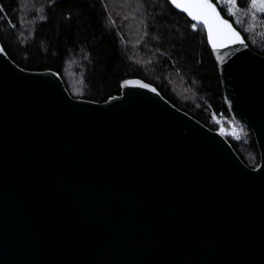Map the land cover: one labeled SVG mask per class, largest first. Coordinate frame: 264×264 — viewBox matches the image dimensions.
I'll return each instance as SVG.
<instances>
[{"label": "water", "instance_id": "95a60500", "mask_svg": "<svg viewBox=\"0 0 264 264\" xmlns=\"http://www.w3.org/2000/svg\"><path fill=\"white\" fill-rule=\"evenodd\" d=\"M232 27L218 49L203 28L254 168L141 78L74 98L0 52V264H264V54Z\"/></svg>", "mask_w": 264, "mask_h": 264}, {"label": "trees", "instance_id": "16d2710c", "mask_svg": "<svg viewBox=\"0 0 264 264\" xmlns=\"http://www.w3.org/2000/svg\"><path fill=\"white\" fill-rule=\"evenodd\" d=\"M213 1L248 46L264 54V12L250 27L242 12L247 0H238L235 15ZM192 24L167 0H0V42L21 68L54 70L72 97L97 102L119 94L123 80L141 78L175 107L219 130L247 166L257 167L253 133L231 123L204 28ZM173 76L192 87V101L173 92Z\"/></svg>", "mask_w": 264, "mask_h": 264}, {"label": "snow or ice", "instance_id": "6c2138e0", "mask_svg": "<svg viewBox=\"0 0 264 264\" xmlns=\"http://www.w3.org/2000/svg\"><path fill=\"white\" fill-rule=\"evenodd\" d=\"M56 2L57 0H49V4L51 5H54ZM169 2L175 8L186 13L192 21H196L206 28L207 40L213 49L223 48L235 42L243 43L240 34L232 27L228 20L221 16L212 0H169ZM241 2H244V0H241ZM227 3L232 6L229 12L231 15H235L233 9L239 6L238 0H227ZM247 7L253 14L256 10L264 12V0H247ZM191 27L196 29L197 24L193 23ZM0 52H4L2 45H0ZM123 83L124 85H136L140 84V81L125 80ZM140 86L149 87L147 84H140ZM152 90L155 91L154 88Z\"/></svg>", "mask_w": 264, "mask_h": 264}, {"label": "rangeland", "instance_id": "374dc122", "mask_svg": "<svg viewBox=\"0 0 264 264\" xmlns=\"http://www.w3.org/2000/svg\"><path fill=\"white\" fill-rule=\"evenodd\" d=\"M217 2L224 8L225 12L229 15H231V13L229 12V9L232 8V6L230 4L227 3V0H217ZM238 9L235 8L233 9V11H236ZM243 13H245V15H247L248 20H247V24L251 27V26H255V19L257 17V15L260 13V11L256 10L255 13L253 14L252 11H249L248 8H246V10L242 11ZM116 15V19L120 20V12L118 10L115 11ZM243 16V15H242ZM236 18V17H235ZM237 19V18H236ZM121 21V20H120ZM117 22V21H116ZM172 83L170 84L171 89L173 90L174 93H176L181 99H187L189 101H192L194 99V93L192 90V87L188 84H185L180 77L178 76H173V78L170 80ZM73 92L77 95V93L79 92L78 89H76L75 87L73 88ZM231 120V119H230ZM231 123L234 124L231 120ZM235 125V124H234ZM237 126V125H236ZM228 133H236V131L234 129H230L228 131H226Z\"/></svg>", "mask_w": 264, "mask_h": 264}]
</instances>
